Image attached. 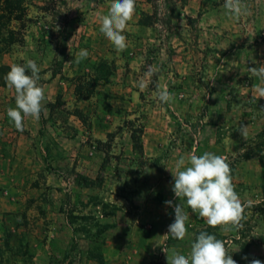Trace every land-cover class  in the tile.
<instances>
[{"label": "rangeland", "instance_id": "374dc122", "mask_svg": "<svg viewBox=\"0 0 264 264\" xmlns=\"http://www.w3.org/2000/svg\"><path fill=\"white\" fill-rule=\"evenodd\" d=\"M110 3L24 0L20 33L0 16V264H98L96 247L105 264H168L163 248L187 256L201 231L231 239L237 264H264V81L248 70L264 65V0H242L239 19L225 0H136L123 51L99 30ZM27 59L41 69L46 111L19 131L5 77ZM158 83L175 94L171 106ZM127 121L144 128L143 156ZM193 151L227 157L235 190L252 201L238 231L208 226L175 197L170 170ZM166 201L189 214L183 240L163 236L175 219Z\"/></svg>", "mask_w": 264, "mask_h": 264}, {"label": "clouds", "instance_id": "9594fccd", "mask_svg": "<svg viewBox=\"0 0 264 264\" xmlns=\"http://www.w3.org/2000/svg\"><path fill=\"white\" fill-rule=\"evenodd\" d=\"M135 7L136 0H111L107 14L98 16L100 32L117 51L126 48V37L122 33L132 20ZM223 7L225 15L230 19H239L247 11L242 0H225ZM88 55L86 49H81L75 60L79 63ZM248 70L264 81V65ZM40 71L33 59H27L24 64H11L5 77L7 86L14 89L15 93V107L6 110L7 116L19 131H23L26 118L38 121L41 113L46 111L45 89L39 84ZM139 87L144 89L145 83L141 81ZM156 87L159 101L171 106L175 94L169 91L165 83H158ZM258 91L259 98H264V87ZM240 132L246 138L247 126H242ZM174 167V171L170 170L174 179L172 191L193 213H198L208 226L222 227L225 232L232 228L238 231L242 227L245 208L250 206L252 201H242L235 190L227 157L207 151L197 155L193 151L186 156H180ZM165 204L174 208L175 219L163 236L166 239L183 240L188 234L189 214L184 210L182 203L173 205L172 201H166ZM232 244L231 239L221 240L214 234L201 231L191 243L187 256L175 251L169 255L167 248H163V251L167 254L168 264H237L228 251ZM251 264H261V261L253 259Z\"/></svg>", "mask_w": 264, "mask_h": 264}, {"label": "trees", "instance_id": "16d2710c", "mask_svg": "<svg viewBox=\"0 0 264 264\" xmlns=\"http://www.w3.org/2000/svg\"><path fill=\"white\" fill-rule=\"evenodd\" d=\"M0 12H1V19L8 20L9 22H17L18 23V30L17 32H22L25 27L26 23L24 20V17L26 16V7L24 5V0H0ZM8 69L7 67H2V70ZM0 71V72H1ZM60 102V99H59ZM52 108L55 106L52 105ZM78 116H82L81 114H77ZM125 127L131 128L130 130V140L133 150L139 154L140 156H143L144 154V147H143V134H144V128L143 126H137L135 121H127L124 124ZM122 128H120L121 130ZM109 136L112 138L113 135L109 134ZM103 144V143H101ZM43 161L46 165L49 164V159L44 156ZM106 161V160H105ZM77 182L84 186L85 188H91L93 186L94 181L90 180L88 177L82 176L80 174H77ZM98 251L91 250L89 252V258L92 260H95L98 264H105L104 256L100 250V248L96 247Z\"/></svg>", "mask_w": 264, "mask_h": 264}]
</instances>
